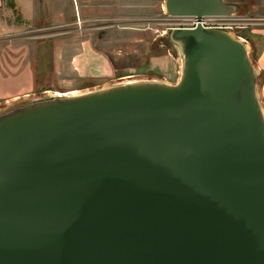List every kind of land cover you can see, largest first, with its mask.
<instances>
[{
  "label": "water",
  "instance_id": "water-1",
  "mask_svg": "<svg viewBox=\"0 0 264 264\" xmlns=\"http://www.w3.org/2000/svg\"><path fill=\"white\" fill-rule=\"evenodd\" d=\"M169 17L223 0H163ZM178 79L0 111V264H264V117L247 47L173 27Z\"/></svg>",
  "mask_w": 264,
  "mask_h": 264
},
{
  "label": "rangeland",
  "instance_id": "rangeland-1",
  "mask_svg": "<svg viewBox=\"0 0 264 264\" xmlns=\"http://www.w3.org/2000/svg\"><path fill=\"white\" fill-rule=\"evenodd\" d=\"M41 20L0 36V111L49 97L52 91L80 93L123 82V77H128L125 81H164L166 77L170 84L178 79L181 60L167 32L187 24L167 16L163 0L91 1L74 15V22ZM248 28L230 34L243 39L238 40L247 47L253 64L260 40ZM163 31L167 42L160 38ZM78 43L88 46L78 57L76 71L71 59Z\"/></svg>",
  "mask_w": 264,
  "mask_h": 264
},
{
  "label": "crops",
  "instance_id": "crops-1",
  "mask_svg": "<svg viewBox=\"0 0 264 264\" xmlns=\"http://www.w3.org/2000/svg\"><path fill=\"white\" fill-rule=\"evenodd\" d=\"M91 1L121 2L122 0H0V36L21 25L39 24L42 17L53 24L74 22V15L81 11L85 2ZM223 1L240 5L238 15L248 20L246 22V26L249 27L248 32L259 37L260 48L252 62L256 72V95L264 117V0H254L252 4L250 0ZM81 44L78 43L76 56L71 59L72 68L76 71L80 61L78 57L87 51L88 46L85 45L84 48ZM163 79L164 82L171 83L169 78Z\"/></svg>",
  "mask_w": 264,
  "mask_h": 264
},
{
  "label": "built area",
  "instance_id": "built-area-1",
  "mask_svg": "<svg viewBox=\"0 0 264 264\" xmlns=\"http://www.w3.org/2000/svg\"><path fill=\"white\" fill-rule=\"evenodd\" d=\"M181 20L187 24L184 27L193 28L196 25H199L203 28L226 30L229 33L235 30L238 32L245 28L246 22L248 21L236 13H231L226 16H200L198 19L195 16H188L182 17ZM233 36L236 39L243 40L239 36Z\"/></svg>",
  "mask_w": 264,
  "mask_h": 264
},
{
  "label": "bare ground",
  "instance_id": "bare-ground-1",
  "mask_svg": "<svg viewBox=\"0 0 264 264\" xmlns=\"http://www.w3.org/2000/svg\"><path fill=\"white\" fill-rule=\"evenodd\" d=\"M161 35V40L163 41V42H167V39L165 38V36H164V31L160 34ZM176 48V47H175ZM173 51H174V49H172ZM171 53H172V51H171ZM174 53V52H173ZM172 53V55H174ZM174 57H176V55H174ZM131 77V76H130ZM126 78H128V77H126ZM126 78H121V80H128V79H126ZM75 93H78L77 91H75V90H71V91H67V92H62V93H59V92H56V91H52V94H57V95H60V94H75Z\"/></svg>",
  "mask_w": 264,
  "mask_h": 264
}]
</instances>
